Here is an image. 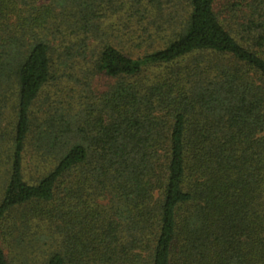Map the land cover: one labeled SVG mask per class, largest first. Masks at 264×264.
<instances>
[{"label":"trees","instance_id":"1","mask_svg":"<svg viewBox=\"0 0 264 264\" xmlns=\"http://www.w3.org/2000/svg\"><path fill=\"white\" fill-rule=\"evenodd\" d=\"M144 3L0 0V264H264V0ZM92 58L117 82L46 109Z\"/></svg>","mask_w":264,"mask_h":264},{"label":"rangeland","instance_id":"2","mask_svg":"<svg viewBox=\"0 0 264 264\" xmlns=\"http://www.w3.org/2000/svg\"><path fill=\"white\" fill-rule=\"evenodd\" d=\"M146 4V7H148V12L146 13V19L143 21L145 24V29H143L142 31H146V26L147 28H153L152 26L149 25V23H151V20H155L156 17H154V15H156V12L158 10H156L155 5L152 7L151 4L147 5L146 0H144ZM152 11V13L150 14V12ZM123 15V14H122ZM122 15H120L119 17L115 16V17H111L112 19H110L106 24V26H115V28H121L123 29V33L128 34L129 36H133V38L141 35L142 39H146V32L143 33L141 30V34L136 30L139 29L135 24L131 25L132 27L130 29L127 28V22L128 19H124L122 18ZM151 19V20H150ZM162 20L158 21V24H160ZM139 26V25H138ZM140 27V26H139ZM130 32V33H129ZM138 32V33H137ZM122 35V34H121ZM117 37V35H116ZM120 38V39H119ZM117 38V39H110V43L115 44L119 49H121L126 55L136 58V57H140L141 54L144 53H148L153 51L154 49L158 48L159 46L157 44L152 45V43H147L145 42L141 48H135L132 46V42L129 41L128 36H126L124 39H121V36ZM165 43V42H164ZM164 43H162L161 41H158V44L163 45ZM89 61H91V63L89 64H80L77 65L76 67H74L73 69H71V73L72 76L70 78L66 77L64 78L63 83L60 85H58V89L56 87H49L47 89L48 94H44L45 96V108L47 109L48 106H51V103L53 104L52 107H59V108H63L66 109L68 107L73 106L75 103H77L79 96L81 98V96H83L84 92H96L99 91L101 88L105 87L104 85L107 84V86H109L110 84H114L117 81H113V80H103L100 78V76L95 75V74H90L91 73V67L93 65L94 59H90ZM157 72L156 68H151L150 70H147V72H144V74L142 76L139 77H133V78H128V80H126L129 83H132L133 85H142L144 87H148V84L146 83V77L150 78L152 77V75ZM67 81V82H66ZM86 90V91H85ZM47 97V98H46ZM69 109V108H68ZM40 115V114H39ZM6 125V123H5ZM10 132H9V138L8 143L5 144V148H3L4 153L9 149V147L11 148V128H9ZM29 149H31L32 144L28 143ZM11 153V152H10ZM29 157L30 154L28 155L27 153V157L25 159V177L26 179H30V182L32 181V177H37V173L34 171L36 170V168H33V166H29L30 162H29ZM47 167L49 168V164L47 165ZM5 176L4 171H2V169L0 170V198H1V194H2V177ZM7 177V176H6ZM4 177V178H6Z\"/></svg>","mask_w":264,"mask_h":264}]
</instances>
